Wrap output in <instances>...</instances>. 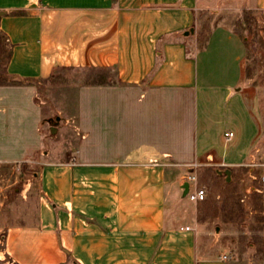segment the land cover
<instances>
[{"label":"crops","instance_id":"0c3cea01","mask_svg":"<svg viewBox=\"0 0 264 264\" xmlns=\"http://www.w3.org/2000/svg\"><path fill=\"white\" fill-rule=\"evenodd\" d=\"M251 8L264 14V0ZM201 10V0H0L10 51L0 85V166L44 149L38 81L59 68L115 74L79 88L70 155L42 162L35 218L0 224V257L226 264L201 249L185 176L213 156L242 165L259 129L237 88L246 53L238 32L213 27L202 48H194L197 34L185 35Z\"/></svg>","mask_w":264,"mask_h":264},{"label":"rangeland","instance_id":"374dc122","mask_svg":"<svg viewBox=\"0 0 264 264\" xmlns=\"http://www.w3.org/2000/svg\"><path fill=\"white\" fill-rule=\"evenodd\" d=\"M201 9L193 25L192 35L197 34L194 48H202L216 26L237 31L245 43L237 88L259 132L248 159L240 166H224L215 156L209 165L203 161L191 165L192 174L206 191L204 202L192 203L198 215L199 244L210 256H226V264H264V14L251 8V0H201ZM3 69L1 63L0 72ZM114 78L111 69L59 68L53 76L36 83V102L44 115L40 131L45 146L29 162L0 166L2 226L33 222L40 196L37 173L42 162L67 160L77 140L79 88ZM57 117L59 122L52 133L48 121L54 122ZM216 170H230L231 180L226 182ZM0 264L11 261L3 255Z\"/></svg>","mask_w":264,"mask_h":264},{"label":"built area","instance_id":"2783aa9c","mask_svg":"<svg viewBox=\"0 0 264 264\" xmlns=\"http://www.w3.org/2000/svg\"><path fill=\"white\" fill-rule=\"evenodd\" d=\"M233 133L232 132H227L224 134V137L226 140H230L233 138ZM185 181H187L189 183V191L187 194V198L190 202L193 203H199V202H203L206 199V191L204 188L199 187L197 185V178L194 174H189L187 176H185ZM185 230H189V228H185ZM221 259L223 261L227 260L226 256H222Z\"/></svg>","mask_w":264,"mask_h":264},{"label":"trees","instance_id":"16d2710c","mask_svg":"<svg viewBox=\"0 0 264 264\" xmlns=\"http://www.w3.org/2000/svg\"><path fill=\"white\" fill-rule=\"evenodd\" d=\"M10 57V51L6 44V37L0 31V64L4 65V69L0 72V85L6 84V69L5 65L7 64Z\"/></svg>","mask_w":264,"mask_h":264},{"label":"water","instance_id":"95a60500","mask_svg":"<svg viewBox=\"0 0 264 264\" xmlns=\"http://www.w3.org/2000/svg\"><path fill=\"white\" fill-rule=\"evenodd\" d=\"M193 32H194V29L191 28V29H189L188 32L185 33V35H188L189 33L193 34ZM58 122H59V118L58 117L55 118V121L54 122L51 121V120L48 121V123L51 125V128L50 129H51V132L52 133H55V130H56L55 129V126L58 124ZM216 174H218V175H224L226 182H229L231 180V172H230V170H225V171L216 170ZM216 231H218V228H216Z\"/></svg>","mask_w":264,"mask_h":264}]
</instances>
